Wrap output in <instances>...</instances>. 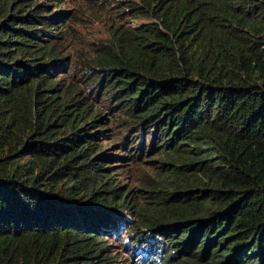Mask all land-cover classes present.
Segmentation results:
<instances>
[{
  "label": "trees",
  "instance_id": "1",
  "mask_svg": "<svg viewBox=\"0 0 264 264\" xmlns=\"http://www.w3.org/2000/svg\"><path fill=\"white\" fill-rule=\"evenodd\" d=\"M0 264H264V0H0Z\"/></svg>",
  "mask_w": 264,
  "mask_h": 264
},
{
  "label": "rangeland",
  "instance_id": "2",
  "mask_svg": "<svg viewBox=\"0 0 264 264\" xmlns=\"http://www.w3.org/2000/svg\"><path fill=\"white\" fill-rule=\"evenodd\" d=\"M66 7L68 6V4L65 5ZM138 21V20H137ZM136 21V23H137ZM139 22V21H138ZM77 30L80 28L82 35L87 36V33L84 34V29L77 26L76 27ZM161 155L160 154H151L150 157H146V159H151V160H155V161H151V162H145L143 163V165L134 166V163L129 164L128 165V170L125 171V173H123V177L125 179L126 183H129L128 185L132 186V187H140L141 184L144 183V181L149 180L152 175L154 174H163V175H167L170 178H168L169 180L172 179L171 174L169 171H163L160 170L158 168H156L158 161L161 159ZM172 168V167H170ZM171 185V184H170ZM169 185V186H170ZM122 238H125L124 235H122ZM116 245H118V243L116 242Z\"/></svg>",
  "mask_w": 264,
  "mask_h": 264
}]
</instances>
